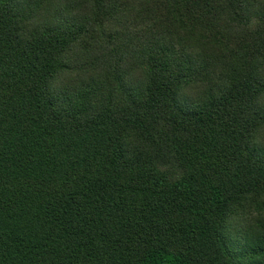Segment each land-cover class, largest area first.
<instances>
[{
    "label": "trees",
    "instance_id": "16d2710c",
    "mask_svg": "<svg viewBox=\"0 0 264 264\" xmlns=\"http://www.w3.org/2000/svg\"><path fill=\"white\" fill-rule=\"evenodd\" d=\"M0 264H264V0H0Z\"/></svg>",
    "mask_w": 264,
    "mask_h": 264
}]
</instances>
